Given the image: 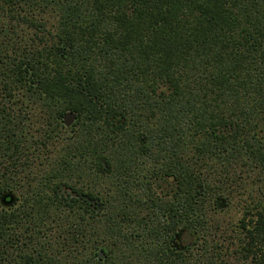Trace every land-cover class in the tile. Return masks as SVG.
<instances>
[{
    "label": "trees",
    "instance_id": "trees-1",
    "mask_svg": "<svg viewBox=\"0 0 264 264\" xmlns=\"http://www.w3.org/2000/svg\"><path fill=\"white\" fill-rule=\"evenodd\" d=\"M1 12L0 197L17 199L0 204V264H264V0ZM66 111L80 135L64 144ZM235 193L241 216L218 240L214 210ZM179 233L196 253L167 246Z\"/></svg>",
    "mask_w": 264,
    "mask_h": 264
},
{
    "label": "rangeland",
    "instance_id": "rangeland-1",
    "mask_svg": "<svg viewBox=\"0 0 264 264\" xmlns=\"http://www.w3.org/2000/svg\"><path fill=\"white\" fill-rule=\"evenodd\" d=\"M2 12L0 13V17L4 16V14H2ZM68 112L69 111L63 112L62 119L60 122L61 130H59V131H61V135H62V137H60V139H63L62 143H64V144L67 143V141L72 140V139H74V141H77L79 138V135H80L79 132L78 133L76 132L75 127H74L75 123H76V119L71 121V123L69 125L64 124L63 117ZM23 116H26V117L28 116V119H29V121L27 123L30 125L29 130L31 132L28 135H30L32 133L33 136L37 137L38 136L37 130H38V124H39L37 121V113L35 112V115L31 117L30 112L27 114L26 111H24ZM155 179H157V178H155ZM155 179H153L154 183L151 187V190L153 192L154 197L162 198V199H166V200H171L172 196L174 195V189L173 188H175V186H172V185L167 186L162 181L155 180ZM255 189H256V187H255ZM99 192H100V197L102 196V198H103L101 201L105 206V203L107 201L105 199L106 189L100 188ZM253 196H254L253 198L258 199L261 197V194L259 192H257V193L254 192ZM97 202L99 203V201H97ZM239 202L242 203V199H241L239 194L236 195V193H235V195H233L231 198V202L227 203V202L223 201L214 210L215 212L213 211L214 212L213 214H215L214 218L217 221L221 222L220 223L221 224L220 229H222V230H221V233L219 234L220 236H219L218 240H220L222 238L221 234L225 233L226 228L231 226V225H234L237 222V220L240 218V216H241V210H240L241 205H239ZM99 208H100V206L96 207V212L100 211ZM142 214H140V215H142ZM208 216H212V213L211 212L208 213ZM222 232H224V233H222ZM224 239H226V238H224ZM216 241H217V237H215V240L213 242H211V239H210L209 243H211V245H212V243H215ZM226 244L227 243L225 241L224 246ZM104 245L105 244L103 243L102 246H104ZM211 245H210V247H211ZM182 246H183L182 250H184V248H187L186 251H183V252H188V253H186V256L190 255V253H192V254L196 253V249H195L196 246L193 244V242L191 243L190 237L188 235L185 236L184 239L182 240ZM188 249H189V251H188ZM233 249L234 248L231 247V249H229L228 252H232ZM209 250H211V249H209ZM233 259L232 258H230V260L228 259L229 262L227 264L234 263L232 261Z\"/></svg>",
    "mask_w": 264,
    "mask_h": 264
},
{
    "label": "water",
    "instance_id": "water-1",
    "mask_svg": "<svg viewBox=\"0 0 264 264\" xmlns=\"http://www.w3.org/2000/svg\"><path fill=\"white\" fill-rule=\"evenodd\" d=\"M75 114L72 113V112H68L64 115L63 117V122L64 124L66 125H69L71 123V121L75 120ZM85 199L88 201L89 198L87 196H85ZM16 202V197L13 193H5L3 194L1 197H0V204L4 207H10L12 206L13 204H15ZM93 203L96 204V207L99 206V203L98 202H95V201H92ZM99 256L103 257V254L100 253Z\"/></svg>",
    "mask_w": 264,
    "mask_h": 264
},
{
    "label": "flooded vegetation",
    "instance_id": "flooded-vegetation-1",
    "mask_svg": "<svg viewBox=\"0 0 264 264\" xmlns=\"http://www.w3.org/2000/svg\"><path fill=\"white\" fill-rule=\"evenodd\" d=\"M183 239H184L183 235L179 233L176 236H173V238L168 240L169 243H167V246L177 251L182 250L183 249V246H182Z\"/></svg>",
    "mask_w": 264,
    "mask_h": 264
}]
</instances>
